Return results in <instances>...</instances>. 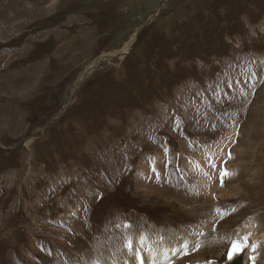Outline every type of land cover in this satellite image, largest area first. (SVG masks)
<instances>
[{
	"label": "rangeland",
	"instance_id": "1",
	"mask_svg": "<svg viewBox=\"0 0 264 264\" xmlns=\"http://www.w3.org/2000/svg\"><path fill=\"white\" fill-rule=\"evenodd\" d=\"M262 236L264 0H0V264H264Z\"/></svg>",
	"mask_w": 264,
	"mask_h": 264
},
{
	"label": "bare ground",
	"instance_id": "2",
	"mask_svg": "<svg viewBox=\"0 0 264 264\" xmlns=\"http://www.w3.org/2000/svg\"><path fill=\"white\" fill-rule=\"evenodd\" d=\"M133 40V42H134V38L132 39ZM132 40H131V42H129L128 44H126V46L119 52L120 53V57L122 58L124 55H126L127 53H128V51L130 50V48L132 47V45H133V42H132ZM125 57V56H124ZM108 59H110V58H108ZM107 60V59H106ZM85 78H88V76L87 77H85ZM84 78V79H85ZM208 181V180H207ZM258 229H260V228H258ZM262 232V231H261ZM263 237V236H262ZM262 237H259V239L260 238H262ZM263 239H264V237H263ZM139 242H141V241H139ZM170 242V241H169ZM142 244L144 245V248L143 249H141V251L143 252L144 250H146V255L148 256V259H150V253L151 252H154L155 253V251L156 250H154V251H151V250H153V249H157L158 250V254L157 255H159V256H157L156 254V256L155 255H151V256H153V257H155V259L157 260V263H159V262H161V261H163V260H165L166 261V264H168L169 263V261H167L168 260V258H169V256L171 255V252H169L168 250H170L171 249V247H170V245H169V243L167 242V241H163V242H161V243H155V241H153L152 239H147V238H145L144 240H143V242H142ZM176 244H178V242L176 243ZM186 244H187V241H185V243H184V245L186 246ZM180 247V246H176V245H174L173 246V248L178 252V251H182L184 248H186V247ZM139 247V246H138ZM173 249V250H174ZM134 251L135 252H138V254H141L140 253V247L139 248H136L135 250H133V252H131V253H134ZM151 251V252H150ZM131 253H127V258H131V256H132V254ZM149 254V255H148ZM146 255H145V260H147V257H146ZM162 255H164L163 257L164 258H162ZM169 255V256H168ZM132 259V258H131ZM172 261V260H171ZM147 262V261H146ZM154 263H155V261H154ZM109 264H122V262H120V263H109ZM169 264H171V262L169 263Z\"/></svg>",
	"mask_w": 264,
	"mask_h": 264
},
{
	"label": "snow or ice",
	"instance_id": "3",
	"mask_svg": "<svg viewBox=\"0 0 264 264\" xmlns=\"http://www.w3.org/2000/svg\"><path fill=\"white\" fill-rule=\"evenodd\" d=\"M224 175H226L227 173L225 172V173H223ZM244 246H247L246 244L244 245ZM126 247L128 248V250L129 251H132V249H133V245H132V242H131V240H129L128 242H127V244H126ZM186 247V246H185ZM239 245H237V244H233V248L234 249H236V250H239ZM255 248H256V246L255 245H253L252 246V251L253 252H255ZM137 255H138V253H137ZM251 259H253V261L255 260V256H253V257H251Z\"/></svg>",
	"mask_w": 264,
	"mask_h": 264
},
{
	"label": "water",
	"instance_id": "4",
	"mask_svg": "<svg viewBox=\"0 0 264 264\" xmlns=\"http://www.w3.org/2000/svg\"><path fill=\"white\" fill-rule=\"evenodd\" d=\"M87 80H88V78H85L84 80L78 82V84H77L78 87H80V86L83 84V82H85V81H87ZM233 264H242V261H241V260H236V261H234Z\"/></svg>",
	"mask_w": 264,
	"mask_h": 264
}]
</instances>
